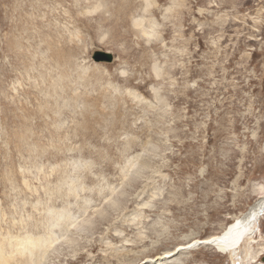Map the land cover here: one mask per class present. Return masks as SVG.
Instances as JSON below:
<instances>
[{
	"label": "rangeland",
	"instance_id": "374dc122",
	"mask_svg": "<svg viewBox=\"0 0 264 264\" xmlns=\"http://www.w3.org/2000/svg\"><path fill=\"white\" fill-rule=\"evenodd\" d=\"M263 197L264 0H0L5 258L232 264Z\"/></svg>",
	"mask_w": 264,
	"mask_h": 264
},
{
	"label": "bare ground",
	"instance_id": "6f19581e",
	"mask_svg": "<svg viewBox=\"0 0 264 264\" xmlns=\"http://www.w3.org/2000/svg\"><path fill=\"white\" fill-rule=\"evenodd\" d=\"M263 210H264V197L253 208H251L250 211L246 215H244L242 219L236 218L232 222V224H230L227 228H225L222 231V233L219 236L217 235L215 237L209 238V239L205 240L204 243H208V245L210 244L209 246L214 248V249L217 248L220 251L223 250L222 251L223 253H221V252H219V253L229 255L232 264H246L245 257H243V253H245L246 250L248 249V247H250V244L253 242L254 236L259 233V232H257V230L259 228L260 221L262 219L261 216H263V214H264V212H262ZM258 220H260V221L257 222ZM30 241H31V239H30ZM28 242H29V240H28ZM38 242H40V241H38ZM38 242H35V244H37ZM32 243L33 242H31V244ZM38 245H39V243H38ZM26 246H28V244ZM33 246H37V245H33ZM29 247H31V246H29ZM38 247H40V245ZM38 247H37V250H38ZM22 249H24V248H21V250ZM31 250L32 249L30 248V251ZM24 251H25V249H24ZM33 251H35L34 247H33ZM262 251H263V249H262ZM0 252H1V249H0ZM17 252H19V251H17ZM22 252H23V250H22ZM29 252H28V255H29ZM26 253H27V251H26ZM2 254L3 253H0V264H19V263H17V260H15V258H12V257L5 258L4 255H2ZM261 255H262V253L259 256H261ZM170 256H171V254L168 253L166 256L161 257L158 260L167 259ZM23 258H24V256H23ZM25 259H27V257H25ZM24 261L25 260L23 259V262Z\"/></svg>",
	"mask_w": 264,
	"mask_h": 264
},
{
	"label": "water",
	"instance_id": "95a60500",
	"mask_svg": "<svg viewBox=\"0 0 264 264\" xmlns=\"http://www.w3.org/2000/svg\"><path fill=\"white\" fill-rule=\"evenodd\" d=\"M109 58V60H111V57H108ZM262 212H264V210L262 211ZM263 216H264V214H263ZM263 216H261L262 218H263ZM260 220H258L257 222H259ZM203 245H208V243H204ZM210 245V244H209ZM216 250H217V248H216ZM223 251V250H222ZM222 251H220V250H218V252H221V253H223ZM262 262L264 263V259H262Z\"/></svg>",
	"mask_w": 264,
	"mask_h": 264
}]
</instances>
